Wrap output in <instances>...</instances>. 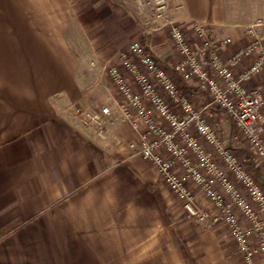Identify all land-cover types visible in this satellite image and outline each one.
<instances>
[{
  "label": "crops",
  "instance_id": "1",
  "mask_svg": "<svg viewBox=\"0 0 264 264\" xmlns=\"http://www.w3.org/2000/svg\"><path fill=\"white\" fill-rule=\"evenodd\" d=\"M165 2L166 18L193 46L194 23L229 37L222 58L250 41V26L264 35V0ZM160 23L134 0H0V264H248L225 225L184 215L155 166L130 145L137 134L125 120L112 119L100 136L72 117V105L97 110L115 95L96 63L108 40L139 36L164 66L177 60ZM174 79L196 105L206 103L197 80ZM249 85L264 88L260 75ZM211 112L224 141L238 148L231 118Z\"/></svg>",
  "mask_w": 264,
  "mask_h": 264
},
{
  "label": "built area",
  "instance_id": "2",
  "mask_svg": "<svg viewBox=\"0 0 264 264\" xmlns=\"http://www.w3.org/2000/svg\"><path fill=\"white\" fill-rule=\"evenodd\" d=\"M134 2L139 13L161 21L160 26L168 29L177 60L168 68L141 37L132 38L118 50V62L101 65L115 89L112 101L97 110L74 104L72 117L92 125L100 136L112 119L125 120L137 134L136 144L130 145L155 166L186 214L206 224L224 221L246 263L264 259V188L224 146L221 128L209 119L211 109L223 110L245 140L251 159L264 172V88L249 85L260 75L264 87V35L250 26V41L222 58L219 46L229 43V37L211 36L204 24L194 23L199 41L193 46L177 22L166 18L165 0ZM252 54L254 59L235 73L234 67ZM175 75L197 80L198 88L207 94L206 103L196 105L181 92ZM214 156L221 158L244 193ZM192 185L203 191L216 214L195 202ZM239 216L248 224L242 225Z\"/></svg>",
  "mask_w": 264,
  "mask_h": 264
},
{
  "label": "rangeland",
  "instance_id": "3",
  "mask_svg": "<svg viewBox=\"0 0 264 264\" xmlns=\"http://www.w3.org/2000/svg\"><path fill=\"white\" fill-rule=\"evenodd\" d=\"M257 22V21H256ZM131 37L126 38L125 40H118V39H110L108 40V44L106 45V47H103L105 50V53L102 54L101 56L96 57V63L97 65H102L105 62H109V63H116L118 62V58L117 55H113L112 53L114 52V50H117V48H119L120 46L126 45L127 42L130 41ZM144 44L145 46L148 48L147 43H146V39H144ZM105 45V44H104ZM112 49V50H111ZM109 52H108V51ZM106 52H108L106 54ZM109 54V55H108ZM207 95V94H206ZM219 110V109H217ZM221 112L224 113L223 110H219ZM221 131V139L223 141L224 146H226L228 149H230L231 154L234 155L235 157H237V159L240 161V165H242V167L251 174L252 178L255 180L256 183H258L259 185H261L264 188V184L261 182V179L259 177L256 176V172H255V163L253 162V160L251 159L250 155H249V151L248 148L246 146L245 140L242 139L238 133L236 132V130H232L233 133H231L233 140L236 142L235 144H237L239 147L235 149L234 145H232L231 143H226L224 141L225 136L223 135V130ZM216 158L217 161H220V167L221 169L225 170L226 174L228 175V177H230V179L236 184L237 188L239 189V191L241 193H244L241 184L234 179L233 175L231 172H229L227 170V168L225 167L223 161L221 160V158H218V156H214ZM163 183L165 184V182L163 181ZM166 185V184H165ZM167 189L172 193L173 195V199L175 200V202L177 204H179V206L181 207V210H183L184 215H186L187 217L194 219L190 216H188L186 214V212L184 211L181 201L175 196V194L169 189V187L166 185ZM193 195H194V199L195 202L197 204H199L200 206H203L205 208V210H207L210 213H217V210L215 208V206L212 204V202L205 196V194L203 193V191H201L197 186L192 185L190 187ZM196 220V219H195ZM209 224H216V225H225L226 229H227V225L225 224L224 221L219 220L216 223H209ZM228 232V229H227ZM229 234V232H228ZM230 236V235H229Z\"/></svg>",
  "mask_w": 264,
  "mask_h": 264
}]
</instances>
